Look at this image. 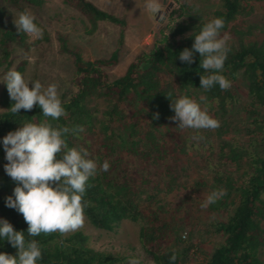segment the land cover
<instances>
[{"label":"trees","instance_id":"trees-1","mask_svg":"<svg viewBox=\"0 0 264 264\" xmlns=\"http://www.w3.org/2000/svg\"><path fill=\"white\" fill-rule=\"evenodd\" d=\"M41 1L0 0V66H9L10 45L25 47L27 36L17 33L4 5L17 13L26 10L27 4L36 6ZM64 1L88 21L90 31L97 21L123 24L121 19L89 1ZM254 4H264V0L178 3L172 12L180 19L154 41L149 51L136 55L123 73L111 80L101 66L114 62L115 50L107 59L82 60L57 36L61 51L72 56L70 84L74 91L68 98L60 99L65 115L56 120L45 117L38 105L13 113L14 101L2 83L0 219L7 220L15 231H23L26 241L34 239L39 243L42 259L37 264L120 261L118 256L88 247L86 236L80 231L31 237L22 214L6 206V198L13 196L19 185L4 171L7 161L3 137L22 127V122L44 121L69 129L81 127L83 131L64 136L68 146L86 148L90 158L100 164L107 160L110 164L108 171L98 170L87 182L83 200L89 204L84 209L88 223L97 229L110 230L122 221L136 222L138 244L155 264H170L173 253L177 257L175 264H187L195 245L188 241L192 228L179 211L184 213L181 204L196 193L198 183L191 191L184 183L194 155L184 151V138L173 135L167 144L162 134L167 125L178 126V121L170 120L175 115L170 100L177 96L195 100L220 124L214 130L192 129L196 137H203L199 147L205 146L209 178L204 182L206 196L214 190H226V195L205 208L211 215L222 216L207 224L208 231L219 235L221 241L198 264H262L259 249L264 244V40L250 39L254 26L241 24ZM213 18L224 21L221 36L230 34L227 41L230 51L219 74L231 82V87L221 90L215 85L205 91L200 88V75L209 73L200 66L199 53H193L192 64L181 62L179 54L185 48L192 49L194 34ZM120 38L121 35L118 42ZM14 69L22 73L21 64ZM156 114L158 118H154ZM193 165L199 162L196 160ZM172 197H178L179 204H173ZM0 252L17 254L2 239Z\"/></svg>","mask_w":264,"mask_h":264},{"label":"clouds","instance_id":"clouds-1","mask_svg":"<svg viewBox=\"0 0 264 264\" xmlns=\"http://www.w3.org/2000/svg\"><path fill=\"white\" fill-rule=\"evenodd\" d=\"M144 7L153 20H157L158 13L159 20L164 18L166 6L163 0H145ZM35 19L28 10L17 12L13 20L17 33L23 32L33 39H42L43 30L35 23ZM223 27L222 18H213L202 26L198 34H194L192 49L185 48L179 54L181 62L192 64L193 53H199L200 66L209 73L200 75V88L205 91L215 85L221 90L231 87V82L219 74L230 51L228 35L221 36L220 33ZM0 82L6 84L9 97L14 101L11 106L13 113L21 109L31 110L34 105H38L43 115L53 120L65 115L57 84H50L44 89L39 81L25 80L16 69L9 70ZM29 83L32 84L31 90ZM201 100H206V97H201ZM170 101V108L175 113L170 120L178 121V128L214 130L220 126L219 121L212 118L207 109H202L195 100L177 96ZM154 118H158V114ZM22 125L16 131L7 133L2 140L7 161L4 171L19 185L13 190L15 199L13 196L6 198V206L22 214L31 237L41 233L68 234L79 230L85 222L84 209L89 206L83 200L87 182L97 175L98 170L108 171L109 162L105 160L100 164L90 158L86 148L68 146L64 136L70 132L83 131L79 126L69 129L53 126L48 121L22 122ZM223 195H226L225 189L212 191L201 207L207 208ZM0 239L6 240L17 250L16 256L0 252V264H37L42 259L39 243L34 239L26 241L24 232L15 231L4 219H0ZM176 259L173 253L170 264H175ZM128 264L155 262L147 259V256H141L130 259Z\"/></svg>","mask_w":264,"mask_h":264},{"label":"rangeland","instance_id":"rangeland-1","mask_svg":"<svg viewBox=\"0 0 264 264\" xmlns=\"http://www.w3.org/2000/svg\"><path fill=\"white\" fill-rule=\"evenodd\" d=\"M123 21L122 25L106 21H97L90 31L88 21L64 0H42L39 5H25L26 10L35 16V22L43 30L42 39H33L26 36L25 47L10 45L11 55L9 66H0V81L5 74L18 65H22V76L25 80L39 81L44 89L50 84L58 85L59 99L68 98L74 91L70 84L73 72L72 56L61 51L57 36L61 37L69 50L75 51L82 60L107 59L113 50L116 57L112 64L101 66L109 80L121 75L128 63L139 53L151 49L154 41L167 33V28L180 19L172 8L184 0H163L166 10L164 18L159 20L157 14L153 20L146 11L145 0H86ZM190 0H187L189 2ZM8 12V20L13 26L16 12L4 5ZM241 24L250 23L254 26L250 35L252 40H264V4H254L249 15L245 16ZM227 34L230 37L229 33ZM121 38L118 42V38ZM0 82V90L2 87ZM31 90L32 84L29 83ZM3 110L0 104V112ZM168 128V129H167ZM167 131V132H166ZM163 138L171 143L173 135L184 138L183 149L192 152L194 159L189 163L185 184L193 188L196 193L187 203L181 204L184 213L180 217L192 228L189 236L195 247L186 261L187 264H198L206 258L211 250L221 241L220 236L213 234L208 223L222 219V216L209 214L201 207L206 199L204 182H208V170L205 168V146L200 148L203 140L193 134L191 128L180 129L177 125L169 124L162 129ZM196 148V149H195ZM199 165L194 166L196 160ZM173 204H179V198H171ZM136 222L122 221L110 230L92 227L85 219L83 226L77 230L86 236V245L94 250L110 253L120 258L119 264H128L132 258L147 256L137 241ZM207 229V231H206ZM185 231V230H184ZM69 234V233H68ZM66 235V234H63ZM260 259L264 264V244L259 249Z\"/></svg>","mask_w":264,"mask_h":264}]
</instances>
